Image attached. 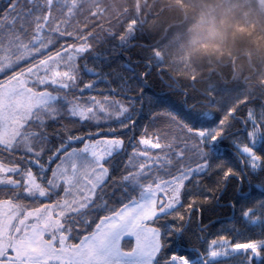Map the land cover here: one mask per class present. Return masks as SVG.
<instances>
[{
  "label": "snow or ice",
  "instance_id": "1",
  "mask_svg": "<svg viewBox=\"0 0 264 264\" xmlns=\"http://www.w3.org/2000/svg\"><path fill=\"white\" fill-rule=\"evenodd\" d=\"M34 3L0 8V264H192L170 250L190 243L189 231L203 245L198 264L227 256L197 232L213 193L192 194L220 137L199 134L209 151L194 170L181 163L183 151L157 155L163 146L147 125L137 128L143 90L96 91L101 79L123 78L120 62L100 63L105 54L89 61L87 47L49 53L55 42L25 27ZM260 173L253 176L264 180ZM231 177L225 170L224 182ZM194 209L197 229H190Z\"/></svg>",
  "mask_w": 264,
  "mask_h": 264
},
{
  "label": "trees",
  "instance_id": "2",
  "mask_svg": "<svg viewBox=\"0 0 264 264\" xmlns=\"http://www.w3.org/2000/svg\"><path fill=\"white\" fill-rule=\"evenodd\" d=\"M7 6L8 0H0V8ZM31 7L28 35L41 30L45 43L53 40L49 53L62 45L87 47L89 61L105 54L100 63L120 62L123 78L101 79L95 90L116 86L133 95L143 90L137 128L147 125L149 137L163 146L157 155L183 151L181 163L194 170L207 163L198 154L209 151L199 134L212 130L210 140L220 137L212 146V167L198 174L201 187L192 193L199 200L206 198L205 189L213 193L212 203L202 206L203 231L195 209L190 229L215 241L214 249H227V256L208 264H264V246L234 248L264 240V180L253 176L257 170L264 176L262 0H56L51 9L46 0H35ZM236 69L246 73L237 75ZM189 111L202 119H188ZM225 170L233 173L226 182ZM187 236L190 243L170 250L198 264L202 242L192 231Z\"/></svg>",
  "mask_w": 264,
  "mask_h": 264
},
{
  "label": "bare ground",
  "instance_id": "3",
  "mask_svg": "<svg viewBox=\"0 0 264 264\" xmlns=\"http://www.w3.org/2000/svg\"><path fill=\"white\" fill-rule=\"evenodd\" d=\"M207 39H211L209 36H206ZM246 71H242V70H239V69H236L235 70V74L237 75H242V74H245Z\"/></svg>",
  "mask_w": 264,
  "mask_h": 264
},
{
  "label": "rangeland",
  "instance_id": "4",
  "mask_svg": "<svg viewBox=\"0 0 264 264\" xmlns=\"http://www.w3.org/2000/svg\"><path fill=\"white\" fill-rule=\"evenodd\" d=\"M49 2H50V3H52V2H53V0H49ZM70 55H72V54H70ZM157 146H158V143H157ZM223 242H226V240H225V241H223ZM29 247H31V245H29Z\"/></svg>",
  "mask_w": 264,
  "mask_h": 264
}]
</instances>
